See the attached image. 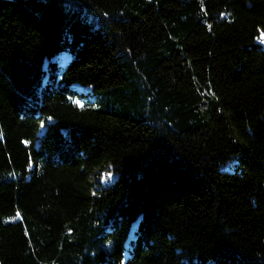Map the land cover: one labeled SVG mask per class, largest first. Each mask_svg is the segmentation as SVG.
<instances>
[{
    "label": "trees",
    "instance_id": "obj_1",
    "mask_svg": "<svg viewBox=\"0 0 264 264\" xmlns=\"http://www.w3.org/2000/svg\"><path fill=\"white\" fill-rule=\"evenodd\" d=\"M261 30L264 0H0V264H264Z\"/></svg>",
    "mask_w": 264,
    "mask_h": 264
},
{
    "label": "rangeland",
    "instance_id": "obj_2",
    "mask_svg": "<svg viewBox=\"0 0 264 264\" xmlns=\"http://www.w3.org/2000/svg\"><path fill=\"white\" fill-rule=\"evenodd\" d=\"M262 41H264V30H261L260 37L258 40V42L264 46V42H262ZM62 58H63V56H58L57 59L61 60ZM75 87L80 89L79 86H77V85ZM116 175H117L116 173L111 172V171L105 172L102 176H100V184H98V186H97V184L95 183L94 184L95 187L97 186V187L101 188V187H105V186L109 185L110 183H112L115 180Z\"/></svg>",
    "mask_w": 264,
    "mask_h": 264
},
{
    "label": "snow or ice",
    "instance_id": "obj_3",
    "mask_svg": "<svg viewBox=\"0 0 264 264\" xmlns=\"http://www.w3.org/2000/svg\"><path fill=\"white\" fill-rule=\"evenodd\" d=\"M262 42H264V41H262Z\"/></svg>",
    "mask_w": 264,
    "mask_h": 264
}]
</instances>
